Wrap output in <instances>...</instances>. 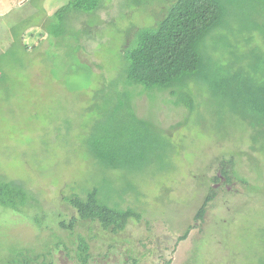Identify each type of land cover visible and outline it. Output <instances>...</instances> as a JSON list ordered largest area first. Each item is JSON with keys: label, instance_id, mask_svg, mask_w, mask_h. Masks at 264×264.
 I'll use <instances>...</instances> for the list:
<instances>
[{"label": "rangeland", "instance_id": "obj_1", "mask_svg": "<svg viewBox=\"0 0 264 264\" xmlns=\"http://www.w3.org/2000/svg\"><path fill=\"white\" fill-rule=\"evenodd\" d=\"M70 1L0 0V175L24 181L42 207L36 216L0 207V264L22 255L39 256L32 264H81L79 238L89 247L86 264H264V141L250 150L246 124L207 84L178 93L192 102L189 112L168 93L150 100L126 83L135 30L154 26L171 0H100L95 10L54 18ZM226 2V24L206 50L223 73L234 61L254 62L248 39L264 51L251 32L264 30L257 3ZM135 95L138 117L163 129L183 125L168 135L165 157L150 152L141 171L106 170L90 157L92 139L128 112ZM222 161L229 181L217 186ZM92 187L140 219L117 233L98 222L60 229L59 221L76 217L65 199ZM210 189L214 198L194 221Z\"/></svg>", "mask_w": 264, "mask_h": 264}, {"label": "trees", "instance_id": "obj_2", "mask_svg": "<svg viewBox=\"0 0 264 264\" xmlns=\"http://www.w3.org/2000/svg\"><path fill=\"white\" fill-rule=\"evenodd\" d=\"M254 1L264 18V0ZM99 7L100 0H71L56 11L54 18L62 19L67 9L89 12ZM227 17L226 0L168 1L154 26L135 30V44L125 55L126 83L142 87L139 94L146 91L150 100L158 94L168 93L176 98V106L183 105L189 112L193 111L192 102L177 100L178 93L187 89L190 83L207 84L226 103L230 112L246 124L254 142L250 143V150L255 151V143L264 141V62L259 63L257 58L264 56V51L250 38L247 44L254 62L245 66L241 61H234L224 73L213 68L206 56L207 40L226 24ZM255 31L264 44V30L255 25L251 32ZM131 98L128 112L120 111L119 118L112 116V123L103 135H95L92 139L90 157L106 170L141 171L142 166L148 164L146 158L150 152L157 158L165 157L172 150L168 135L183 125L177 123L163 129L150 119L138 117L133 107L136 95ZM228 163L231 166V160ZM223 164L222 161L220 172L228 182V170ZM213 180L217 182L218 177ZM99 188L92 187L83 196L72 194L67 197L65 201L76 217L67 222L59 221L58 227L72 232L79 223L98 222L104 229L117 233L124 230L128 221L140 219L133 209H120L117 204L110 206L109 195L101 197ZM214 193L213 189L209 190L194 215V221H202ZM0 207L35 216L42 212L38 196L27 188L24 181L5 179L1 175ZM191 228L194 229L195 225L189 226L177 243L186 239ZM77 248L79 261L86 264L89 247L82 238H79ZM35 259L22 255L21 260L13 264H32ZM163 264H170V260Z\"/></svg>", "mask_w": 264, "mask_h": 264}, {"label": "flooded vegetation", "instance_id": "obj_3", "mask_svg": "<svg viewBox=\"0 0 264 264\" xmlns=\"http://www.w3.org/2000/svg\"><path fill=\"white\" fill-rule=\"evenodd\" d=\"M220 174H221V172H220ZM221 176H222V175H221ZM222 178L224 179V180H223V182L221 183V181H220V180H221V178H220V177H218V181L216 182V184H215V185H217V186H218V185H220V186H226V184H227L226 178H225V177H223V176H222ZM196 223H197V222H196Z\"/></svg>", "mask_w": 264, "mask_h": 264}, {"label": "water", "instance_id": "obj_4", "mask_svg": "<svg viewBox=\"0 0 264 264\" xmlns=\"http://www.w3.org/2000/svg\"><path fill=\"white\" fill-rule=\"evenodd\" d=\"M223 180H224V179H222V178H221V180H220V181L222 182Z\"/></svg>", "mask_w": 264, "mask_h": 264}]
</instances>
